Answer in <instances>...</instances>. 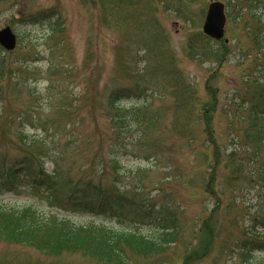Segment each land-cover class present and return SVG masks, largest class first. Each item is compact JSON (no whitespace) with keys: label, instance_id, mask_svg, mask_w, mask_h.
Listing matches in <instances>:
<instances>
[{"label":"rangeland","instance_id":"374dc122","mask_svg":"<svg viewBox=\"0 0 264 264\" xmlns=\"http://www.w3.org/2000/svg\"><path fill=\"white\" fill-rule=\"evenodd\" d=\"M119 1L0 0V29L18 36L15 50L0 45V159L30 161L0 186V204L163 241L162 253L130 250V264L263 263L264 136L245 138L244 129L263 106L264 41L253 16L264 22V0H219L228 42L203 32L212 0ZM111 92L145 120L121 140ZM146 126L145 145H135ZM56 168L101 183L119 200L108 204L115 210L59 204L48 196L67 200L61 187H31L35 171L59 181ZM0 264L102 263L0 241Z\"/></svg>","mask_w":264,"mask_h":264},{"label":"trees","instance_id":"16d2710c","mask_svg":"<svg viewBox=\"0 0 264 264\" xmlns=\"http://www.w3.org/2000/svg\"><path fill=\"white\" fill-rule=\"evenodd\" d=\"M253 18L257 21V38L264 41V35L261 32V26L264 24L263 17L258 12H254ZM257 41V40H256ZM258 44V41H257ZM263 99L261 104L251 111L250 120L254 122L251 126L245 127L244 137L256 134L259 139L264 136V125L259 126L260 120L264 114V91L260 97ZM109 106L113 111L112 121L116 128L117 139L121 140L124 136V129L133 127V123L140 128L145 125L139 108L123 109L120 105L121 96L119 92H111L109 95ZM260 107V108H259ZM248 120V118H247ZM149 124H152L149 121ZM256 128L253 132L251 128ZM146 126L142 129V136L136 140L135 145L144 146V138L146 137ZM30 161L26 159L8 160L0 159V186L3 182L13 178L16 174L17 167H26ZM29 167V166H28ZM55 175L59 177L57 181L45 177L43 173L35 171L32 178V186L34 189L48 184L53 191L62 188L67 200L63 201L53 192L49 199L61 204L62 202L72 203L82 209L90 211L100 210L107 212L109 207L117 206L119 200L114 198L111 191L105 190L101 183H94L86 179L73 181L69 179V174L61 172L58 168ZM260 173L264 178V163L260 166ZM59 184V186H58ZM121 201V200H120ZM122 202V201H121ZM123 203V202H122ZM109 204V207H108ZM114 208H111L112 210ZM167 222H172L170 218H165ZM172 225V224H171ZM166 228L164 235L173 236L174 226ZM168 239V238H166ZM0 241H9L25 246L38 248L43 253L49 255H59L63 252H80L88 256L98 259L102 264H130L129 251H142L143 254L154 255L162 253L163 241L153 237L143 236L130 230H122L111 228L104 225H84L71 222L66 217H62L59 213L44 214L38 212L31 206L24 208H8L0 204ZM163 249V250H162ZM161 260L151 261V264H163ZM264 264V262L260 263Z\"/></svg>","mask_w":264,"mask_h":264},{"label":"water","instance_id":"95a60500","mask_svg":"<svg viewBox=\"0 0 264 264\" xmlns=\"http://www.w3.org/2000/svg\"><path fill=\"white\" fill-rule=\"evenodd\" d=\"M226 14L225 6L221 2H213L209 8L204 30L216 39L225 35ZM0 43L7 49L13 50L16 46V36L10 27L0 30Z\"/></svg>","mask_w":264,"mask_h":264}]
</instances>
